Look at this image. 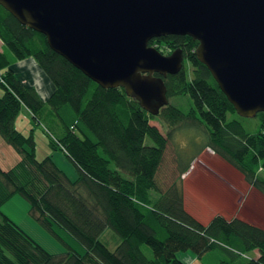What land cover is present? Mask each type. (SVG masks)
Returning a JSON list of instances; mask_svg holds the SVG:
<instances>
[{
	"label": "trees",
	"instance_id": "1",
	"mask_svg": "<svg viewBox=\"0 0 264 264\" xmlns=\"http://www.w3.org/2000/svg\"><path fill=\"white\" fill-rule=\"evenodd\" d=\"M156 42L165 47H154ZM197 45L188 36L150 42L163 55L182 50L183 68L163 81L168 99L185 95L192 105L188 115L168 104L153 116L123 89H104L88 79L53 52L43 35L0 6V137L23 155L12 169H0V214L11 197L20 196L29 205L28 215L67 247L62 254H49L3 216L0 264H183L177 257L180 252L202 257L214 250L229 259L220 264H264V230L222 216L203 225L184 209L182 182L160 187L156 181L170 132L187 120L207 134L203 149L212 150L264 195V171L258 174L264 170V112L256 116L258 129L245 131L240 116L197 60ZM28 58L53 86L45 98L12 68ZM186 63L191 66L190 79ZM23 107L34 122L55 123L51 129L59 137L50 147L64 151L78 173L75 180L49 156L36 160L32 135L24 136L14 125ZM232 114L238 119H230ZM162 115L166 135L150 124ZM55 228L68 233L81 251L66 245ZM106 229L119 240L113 250L99 240ZM253 251L258 254L251 258Z\"/></svg>",
	"mask_w": 264,
	"mask_h": 264
},
{
	"label": "water",
	"instance_id": "2",
	"mask_svg": "<svg viewBox=\"0 0 264 264\" xmlns=\"http://www.w3.org/2000/svg\"><path fill=\"white\" fill-rule=\"evenodd\" d=\"M20 24L104 89L121 88L156 116L169 104L163 78L183 68L180 48L154 39L188 36L235 112H264V0H0Z\"/></svg>",
	"mask_w": 264,
	"mask_h": 264
},
{
	"label": "rangeland",
	"instance_id": "3",
	"mask_svg": "<svg viewBox=\"0 0 264 264\" xmlns=\"http://www.w3.org/2000/svg\"><path fill=\"white\" fill-rule=\"evenodd\" d=\"M165 43L167 44V46L171 45V43H168L166 41ZM154 47L160 49L165 46L163 44H158L156 42L154 43ZM171 52L172 51H170V53ZM186 67H187L186 69L188 70V79H190L191 66L189 63H186ZM36 80L38 81L39 78L36 77ZM40 87H41V82H40ZM51 90L53 91V87ZM51 90L49 91L45 90L46 94L48 95L50 92H52ZM40 91H43V87H41ZM2 94H3L2 90H0V96ZM168 101L171 106L180 109L184 115H188V113L192 109L191 100L188 96L185 95L173 96L169 98ZM236 114L229 115V118L238 119V116H234ZM256 116L254 118L240 117L245 131L254 132L258 129V120ZM150 124L156 125L163 135H166L169 132L167 129L168 126L166 125V122L163 120V115L157 116L154 119H152L150 121ZM14 125L16 130L19 133L23 134L24 136L32 135L33 143H34L32 152L37 161H41L44 158L51 156L52 158L51 157L50 158L52 159V161L55 164L57 163L58 165L57 164L56 165L62 170H64L65 175L70 180L73 181L77 178L78 173L74 165L65 156L64 151L61 150L59 147L56 150H52L50 147L51 142L56 141L59 137L58 133L56 132L57 130L55 131L54 129H51L53 128L55 123L45 122L44 120H41L40 122H34L32 120V114L30 113V111L25 107H23L21 111L17 114ZM2 140L4 141L3 138ZM206 142H207V134L203 132L202 128L198 126L197 123L196 125H194L189 123L187 120L178 123L175 129H173L169 134L167 148L164 153L165 158L163 160L161 169L156 176L157 184L160 187H163V185L167 186L172 182L181 184L182 180H181L180 171L183 169L186 163L191 161L200 152V150L203 149ZM24 148L26 149L27 152H29L31 149L29 145H25ZM22 156L23 155L20 154L18 151H16V149L11 144L7 142L5 143L0 142V168L2 170L8 171L12 169L21 160ZM263 171H264L263 169H259L258 174H263ZM197 177L198 180L190 184L189 186L193 198H195L197 195H204L207 198V203H214L225 198L226 193L224 192V190H218L215 187L218 183V178L212 175L208 176L204 173H199ZM193 206L195 209L199 207L197 204L194 203V201H193ZM5 211L6 209H4V206H2L1 207L2 214H0V222L2 221ZM54 231L55 233H57L58 237L66 245L72 247L76 251L81 249V246L68 233H66L61 229H56V228ZM44 232L56 244L62 246L64 250L65 249L67 250V247L61 241L57 239L55 240L45 230ZM101 236L99 240L109 250H113L117 245V243L119 242L118 238L116 237L117 238L116 239L114 237L115 235L109 230H106V232ZM211 253H214L215 256L217 255L222 256L223 258H225V260H228L226 256H224L221 252L217 250L210 251L206 255ZM147 254L150 255V252L147 251ZM199 263L214 264V259L212 257H207L203 260V262L199 261Z\"/></svg>",
	"mask_w": 264,
	"mask_h": 264
},
{
	"label": "crops",
	"instance_id": "4",
	"mask_svg": "<svg viewBox=\"0 0 264 264\" xmlns=\"http://www.w3.org/2000/svg\"><path fill=\"white\" fill-rule=\"evenodd\" d=\"M12 68L22 82L34 86L37 90L40 87V82L44 92L45 90H51L53 87L44 72L31 58L17 61ZM36 77L39 78L38 81ZM0 142L5 143L1 137ZM186 166H188V169L181 173V182L183 206L187 213L203 225H207L215 216H222L227 221L238 219L264 230V195L249 185L238 170L218 157L209 148L201 149L183 168ZM59 169L64 173V170ZM199 173L218 178L215 187L218 190H224L226 193L225 198L214 203H207V198L204 195H197L193 198L189 186L198 180ZM193 201L199 206L197 209L194 208ZM3 206L6 209L4 216L37 242L46 252L53 255L65 252L62 246L51 240L38 223L28 215L29 205L22 198L15 195ZM106 230L111 231L110 229ZM78 251H81V249ZM206 254L197 257L192 252H180L177 257L183 264H200L199 261L203 262L207 257H212L214 264H220L225 259L222 256H215L214 253ZM257 254V251H253L250 257H255Z\"/></svg>",
	"mask_w": 264,
	"mask_h": 264
},
{
	"label": "bare ground",
	"instance_id": "5",
	"mask_svg": "<svg viewBox=\"0 0 264 264\" xmlns=\"http://www.w3.org/2000/svg\"><path fill=\"white\" fill-rule=\"evenodd\" d=\"M41 87L39 88V92H40V95L41 97L45 98L46 97V94L43 92V91H40ZM205 255V254H204ZM225 260V259H224ZM229 260V259H228Z\"/></svg>",
	"mask_w": 264,
	"mask_h": 264
},
{
	"label": "flooded vegetation",
	"instance_id": "6",
	"mask_svg": "<svg viewBox=\"0 0 264 264\" xmlns=\"http://www.w3.org/2000/svg\"><path fill=\"white\" fill-rule=\"evenodd\" d=\"M160 39V38H159Z\"/></svg>",
	"mask_w": 264,
	"mask_h": 264
}]
</instances>
